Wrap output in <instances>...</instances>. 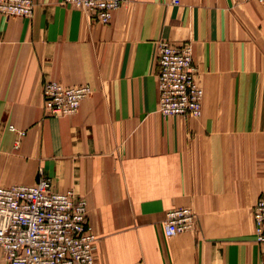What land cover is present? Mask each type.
Instances as JSON below:
<instances>
[{
    "label": "crops",
    "instance_id": "1",
    "mask_svg": "<svg viewBox=\"0 0 264 264\" xmlns=\"http://www.w3.org/2000/svg\"><path fill=\"white\" fill-rule=\"evenodd\" d=\"M0 14V186L73 189L97 234L94 264H260L264 3L129 0L109 23L61 0ZM191 39L198 117L157 111V45ZM87 84L76 113L44 116L42 84ZM14 125L24 130L16 147ZM191 229L167 237V211ZM0 264H9L0 247Z\"/></svg>",
    "mask_w": 264,
    "mask_h": 264
},
{
    "label": "built area",
    "instance_id": "2",
    "mask_svg": "<svg viewBox=\"0 0 264 264\" xmlns=\"http://www.w3.org/2000/svg\"><path fill=\"white\" fill-rule=\"evenodd\" d=\"M127 1L61 0V3L77 7L89 19L106 24L113 10ZM33 10V0H0V14L7 17H29ZM196 70L191 41H159L156 78L157 111L161 115L200 116L204 91L196 82ZM90 92L87 84L45 81L41 88L44 116L76 113ZM9 129L17 135L14 142L17 147L25 131L12 124ZM194 222L191 208H172L167 211L163 232L170 237L191 229ZM253 222L255 241L264 249V192L253 205ZM97 239L87 221V201L73 189L55 191L45 176L32 185L0 186V247L9 264H94Z\"/></svg>",
    "mask_w": 264,
    "mask_h": 264
},
{
    "label": "rangeland",
    "instance_id": "3",
    "mask_svg": "<svg viewBox=\"0 0 264 264\" xmlns=\"http://www.w3.org/2000/svg\"><path fill=\"white\" fill-rule=\"evenodd\" d=\"M257 2H259V1H257ZM180 3V0H178V2L177 3H173V4H179ZM259 3H263V2H259ZM189 41H191V39H188ZM184 41H186V40H184ZM181 42H183V41H181ZM191 44H192V41H191ZM193 47V46H192Z\"/></svg>",
    "mask_w": 264,
    "mask_h": 264
}]
</instances>
